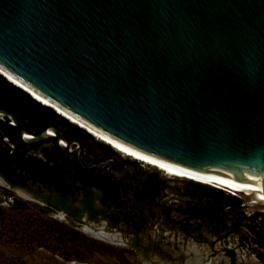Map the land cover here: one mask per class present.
<instances>
[{
  "label": "water",
  "instance_id": "obj_1",
  "mask_svg": "<svg viewBox=\"0 0 264 264\" xmlns=\"http://www.w3.org/2000/svg\"><path fill=\"white\" fill-rule=\"evenodd\" d=\"M0 75L157 175L170 205L194 183L243 200L219 219L264 213V0H0ZM0 121L23 145L54 137L67 150L53 127Z\"/></svg>",
  "mask_w": 264,
  "mask_h": 264
},
{
  "label": "flooded vegetation",
  "instance_id": "obj_2",
  "mask_svg": "<svg viewBox=\"0 0 264 264\" xmlns=\"http://www.w3.org/2000/svg\"><path fill=\"white\" fill-rule=\"evenodd\" d=\"M28 108L33 113L36 105L29 103ZM0 110L17 119L11 107ZM21 121L32 136L55 128L67 148L60 149L54 137L23 145L17 131L11 134L0 127V156L4 153L0 183L9 191H20L22 204L61 215L62 222L77 231L82 223H102V235L96 237L103 246L113 242L121 254L133 255L136 264L152 257L164 264H264V213L229 209L219 219L216 193L194 183H187L186 193H180L181 205H170L166 184L157 175L143 171L129 158L121 160L83 129L53 114L43 128L28 116ZM5 138L14 146L12 152ZM154 178L160 183L147 185ZM230 195L226 205L243 203ZM108 231L114 232L113 240ZM244 247L252 256L250 261L242 258Z\"/></svg>",
  "mask_w": 264,
  "mask_h": 264
},
{
  "label": "trees",
  "instance_id": "obj_3",
  "mask_svg": "<svg viewBox=\"0 0 264 264\" xmlns=\"http://www.w3.org/2000/svg\"><path fill=\"white\" fill-rule=\"evenodd\" d=\"M29 103L36 105L35 112H29ZM3 106L11 107L17 113L19 121L21 117L28 116L42 128L48 124L50 114L67 122L0 75V107ZM0 127L6 128L11 134L16 131L15 127L4 121H0ZM3 154L2 152L0 156V170L4 168ZM159 183L154 178L147 185ZM212 190L216 193L214 199L218 201L220 210L222 205H226L225 200L232 197ZM105 251L110 258L115 259L113 252L105 250L104 246L90 240L70 225L51 219L45 209L26 206L18 199L0 206V264H85Z\"/></svg>",
  "mask_w": 264,
  "mask_h": 264
},
{
  "label": "rangeland",
  "instance_id": "obj_4",
  "mask_svg": "<svg viewBox=\"0 0 264 264\" xmlns=\"http://www.w3.org/2000/svg\"><path fill=\"white\" fill-rule=\"evenodd\" d=\"M0 196L4 197L10 201L12 199H23L22 198L23 196L17 195L15 193L6 191V190L1 189V188H0ZM7 197H10V198H7ZM0 206H5V204H0ZM47 213L51 219H53L57 222H62V216L61 215H56V214L50 213L49 211H47ZM73 226L76 227L75 225H73ZM79 231H81V226H79ZM85 235L90 240H92V241L103 246L100 238H97L96 236L94 237V235H87V234H85ZM107 248H105V250L107 249L108 251H111V252L114 251L113 256L114 255L116 256L114 260H113V258H110L108 255V252L105 251L104 254H102V252L97 254L93 259H91L88 263H85V264H136V260H135L134 256L133 255L131 256L130 254H128V252H127V254H121L122 250H119L120 251L119 252L116 247L111 246V245H107ZM117 252H118V254H117ZM25 259L29 261L28 258H25ZM71 264H74V263H71Z\"/></svg>",
  "mask_w": 264,
  "mask_h": 264
}]
</instances>
